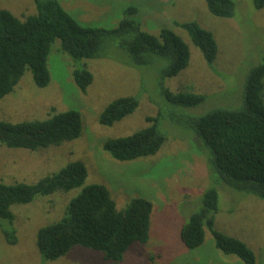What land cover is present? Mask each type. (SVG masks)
<instances>
[{
    "label": "rangeland",
    "instance_id": "rangeland-1",
    "mask_svg": "<svg viewBox=\"0 0 264 264\" xmlns=\"http://www.w3.org/2000/svg\"><path fill=\"white\" fill-rule=\"evenodd\" d=\"M58 1L86 27L112 30L134 7L138 10L135 19L143 31L158 35L168 29L180 36L190 49V65L178 76L166 79L165 87L174 93L208 96L200 109L189 111L197 115L223 103L240 109L236 103L241 96L244 101L246 78L263 62L264 9L257 10L254 0H232L236 8L229 19L213 16L204 0ZM0 10H7L22 21L37 13L35 0H0ZM191 23L214 35L219 51L213 64L205 61L188 33L176 25ZM106 49L96 59L75 60L61 51L58 40L48 61L50 84L38 88L28 71L14 93L0 100L2 122L44 121L54 113L71 110L80 112L83 121L80 138L60 146L30 152L0 145V183L36 184L70 163L82 162L88 171L84 187L106 186L119 210L126 209L135 198L146 199L154 206L149 243L132 245L123 264H244L237 256H227L217 249L208 229L205 242L195 250H189L181 241L182 228L201 211L204 195L213 188V182L208 176L209 154L188 126L181 123L179 108L171 107L161 97L162 74L168 62L155 58L152 64L139 67L117 43H108ZM83 68L94 76L86 94L73 79V72ZM123 97L139 99L138 109L113 127L102 126L101 114ZM159 113L163 115L161 131L167 141L158 155L119 162L105 151L109 140L147 128V118H156ZM84 187L39 197L28 205L12 206L14 224L0 219V264H103V253L81 247L57 261L47 262L36 245L38 231L58 222ZM219 196V210L214 215L216 230L245 242L255 253L256 264H264V199L225 187L220 188ZM13 227L18 237L15 246L4 237L5 230Z\"/></svg>",
    "mask_w": 264,
    "mask_h": 264
},
{
    "label": "trees",
    "instance_id": "trees-1",
    "mask_svg": "<svg viewBox=\"0 0 264 264\" xmlns=\"http://www.w3.org/2000/svg\"><path fill=\"white\" fill-rule=\"evenodd\" d=\"M204 1L215 17L229 19L235 14L232 0ZM254 5L257 10H263L264 0H254ZM35 7L36 15L23 21L7 10H0V100L14 93L28 71L38 88L50 84L48 61L58 40L61 51L75 60L96 59L106 53L108 43L114 42L129 54L136 66L150 65L155 58L167 61L161 97L171 107L179 108L181 123L188 126L209 154L208 176L213 182V188L204 195L201 211L182 228L181 241L189 250H195L205 242L208 229L217 249L227 256H237L244 264H256V255L245 242L216 230L214 215L219 210L221 187L264 199V58L246 78L244 101L241 96L236 103L240 109L234 110L223 103L206 114L197 115L189 111L200 109L208 96L174 93L165 87L166 79L178 76L190 65V49L175 32L163 29L158 35H152L143 31L135 19L138 10L134 7L128 9L126 18L112 30L79 24L58 0H35ZM176 25L188 33L208 64L217 60L218 45L211 32L196 23ZM73 79L86 94L94 76L83 68L73 72ZM152 90L160 102L157 91ZM139 103L135 97L119 98L101 114L99 123L113 127L134 114ZM50 117L18 124L0 121V145L37 152L80 138L83 127L80 112L71 110ZM162 120V113L156 118H147V128L109 140L105 151L119 162L158 155L167 141L161 131ZM87 178L86 166L73 162L36 184L0 183V219L13 225L12 206L28 205L39 197L60 191L69 193L84 187ZM153 213V204L142 198L133 199L126 209L119 210L106 186L89 185L69 203L58 222L38 231L36 245L47 262L57 261L81 247L103 253V264H123L132 245L149 243ZM4 237L8 244H18L14 227L5 230Z\"/></svg>",
    "mask_w": 264,
    "mask_h": 264
}]
</instances>
